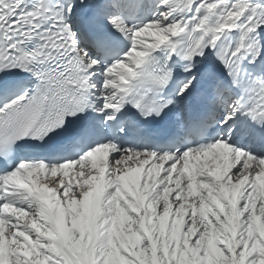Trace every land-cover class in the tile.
<instances>
[{"label": "snow or ice", "instance_id": "1", "mask_svg": "<svg viewBox=\"0 0 264 264\" xmlns=\"http://www.w3.org/2000/svg\"><path fill=\"white\" fill-rule=\"evenodd\" d=\"M0 264H264V0H0Z\"/></svg>", "mask_w": 264, "mask_h": 264}]
</instances>
